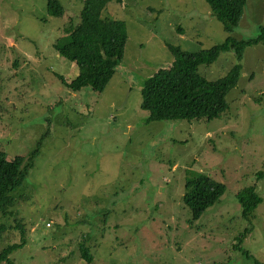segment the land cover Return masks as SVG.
Returning a JSON list of instances; mask_svg holds the SVG:
<instances>
[{
  "label": "rangeland",
  "instance_id": "1",
  "mask_svg": "<svg viewBox=\"0 0 264 264\" xmlns=\"http://www.w3.org/2000/svg\"><path fill=\"white\" fill-rule=\"evenodd\" d=\"M0 0V150L32 167L11 193L12 213L0 249L13 264H264V47L247 46L238 81L217 118L147 121L144 81L174 60L169 45L206 49L229 34L254 37L264 26V0H246L228 33L204 0H109L102 11L126 23L122 62L101 92L68 90L74 62L53 44L76 24L82 0ZM221 52L197 71L207 80L236 63ZM204 174L225 191L194 220L184 184ZM254 186L260 203L248 218L237 195ZM15 214V215H14ZM50 225L47 226L46 224ZM9 227V228H8ZM84 248L80 257L78 246ZM0 264H7L0 261Z\"/></svg>",
  "mask_w": 264,
  "mask_h": 264
},
{
  "label": "trees",
  "instance_id": "2",
  "mask_svg": "<svg viewBox=\"0 0 264 264\" xmlns=\"http://www.w3.org/2000/svg\"><path fill=\"white\" fill-rule=\"evenodd\" d=\"M109 0H82L76 24H67L63 34L54 42L55 50L68 61L74 62L77 73L66 82L58 78L68 90L75 91L89 87L101 92L122 62L127 41L126 23L108 19L102 11ZM122 1V0H120ZM209 9L223 23L225 31L231 33L239 24L246 0H204ZM50 14L60 17L63 12L58 0H49ZM260 44L264 47V26L258 33L247 39H237L232 35L213 46L197 51H185L169 45L174 60L166 68H158L148 77L141 88V107L149 112L147 121L165 119L211 120L220 116L228 107L226 94L238 81L241 60L247 46ZM232 50L236 63L228 73L214 80H207L197 71L200 64L212 63L221 52ZM37 153L33 150L27 158L19 155L11 159L0 150V215L11 214L10 193L24 182L32 159ZM255 180L264 179V166L256 172ZM225 187L204 174H197L184 184L183 204L189 209L191 220L202 211L214 205L223 195ZM241 213L248 218L260 203L254 186H249L237 195ZM15 215V214H14ZM50 225V224H49ZM19 230L17 242H11L0 249V261L13 264L7 254L25 244V227L22 221L14 226ZM5 228L0 224V233ZM9 228V227H8ZM80 257H85L84 248L78 246Z\"/></svg>",
  "mask_w": 264,
  "mask_h": 264
},
{
  "label": "built area",
  "instance_id": "3",
  "mask_svg": "<svg viewBox=\"0 0 264 264\" xmlns=\"http://www.w3.org/2000/svg\"><path fill=\"white\" fill-rule=\"evenodd\" d=\"M46 225L49 226V223H47Z\"/></svg>",
  "mask_w": 264,
  "mask_h": 264
}]
</instances>
